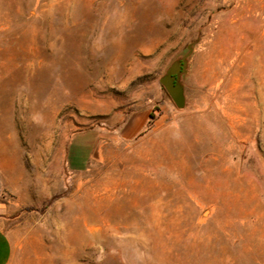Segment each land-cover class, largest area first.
I'll return each mask as SVG.
<instances>
[{
  "label": "rangeland",
  "instance_id": "1",
  "mask_svg": "<svg viewBox=\"0 0 264 264\" xmlns=\"http://www.w3.org/2000/svg\"><path fill=\"white\" fill-rule=\"evenodd\" d=\"M0 205L7 264H264V0H0Z\"/></svg>",
  "mask_w": 264,
  "mask_h": 264
},
{
  "label": "crops",
  "instance_id": "2",
  "mask_svg": "<svg viewBox=\"0 0 264 264\" xmlns=\"http://www.w3.org/2000/svg\"><path fill=\"white\" fill-rule=\"evenodd\" d=\"M95 146L96 138L92 132H77L69 143L67 153V163L70 169L75 172L86 170L89 160L93 155ZM10 254V240L0 228V264H7Z\"/></svg>",
  "mask_w": 264,
  "mask_h": 264
},
{
  "label": "water",
  "instance_id": "3",
  "mask_svg": "<svg viewBox=\"0 0 264 264\" xmlns=\"http://www.w3.org/2000/svg\"><path fill=\"white\" fill-rule=\"evenodd\" d=\"M193 51V43L186 46V51L178 54L164 69L158 79L177 109L185 106L184 79L189 71V61Z\"/></svg>",
  "mask_w": 264,
  "mask_h": 264
}]
</instances>
